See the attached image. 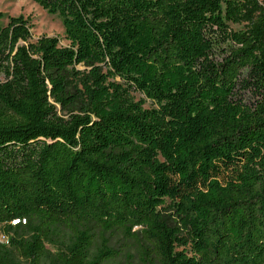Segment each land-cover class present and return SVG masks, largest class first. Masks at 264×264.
<instances>
[{"label": "trees", "instance_id": "16d2710c", "mask_svg": "<svg viewBox=\"0 0 264 264\" xmlns=\"http://www.w3.org/2000/svg\"><path fill=\"white\" fill-rule=\"evenodd\" d=\"M33 1L69 44L0 24V264H103L93 223L152 264H264L259 0Z\"/></svg>", "mask_w": 264, "mask_h": 264}, {"label": "rangeland", "instance_id": "374dc122", "mask_svg": "<svg viewBox=\"0 0 264 264\" xmlns=\"http://www.w3.org/2000/svg\"><path fill=\"white\" fill-rule=\"evenodd\" d=\"M261 6L264 7V0H259ZM0 24L6 25L10 16H23L29 19L31 25V41H35L41 35H48L57 37L59 45L67 46L69 41L65 38V32L61 18L56 15H51L43 10L33 0H0ZM233 30L244 28L243 23H229ZM3 78V75H1ZM115 80H119L116 78ZM77 83V81H74ZM80 87V86H79ZM134 97L137 100H144V107L151 108L155 103L145 98L141 93L134 92ZM63 117H67V112L61 113ZM170 212V211H168ZM90 232L93 235V244L90 248V253L96 252L100 246L103 237L109 240V246L117 251L115 257L103 264H152L150 261H144L147 256L142 252V245L144 242L140 239H133L124 236L121 230H114L111 232H103L97 225H89ZM71 233L70 231L60 226L57 231L50 235V239L45 241V247L48 251L47 258L56 254L58 251L64 250L65 245L69 243ZM0 243L7 244L6 235L3 232V226L0 225Z\"/></svg>", "mask_w": 264, "mask_h": 264}]
</instances>
